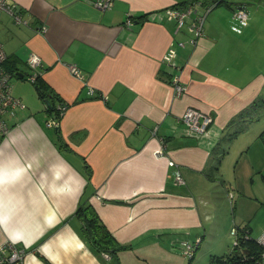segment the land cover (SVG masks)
Segmentation results:
<instances>
[{
	"label": "crops",
	"instance_id": "obj_1",
	"mask_svg": "<svg viewBox=\"0 0 264 264\" xmlns=\"http://www.w3.org/2000/svg\"><path fill=\"white\" fill-rule=\"evenodd\" d=\"M14 1L21 21L0 12L6 61L26 73L34 52L41 64L34 84L13 79L23 106L0 132V245L24 246L22 264H194L199 236L219 238L215 196L203 193L218 180L227 202L236 195L235 224L264 232L262 219L253 221L264 210V0L212 7L198 38L165 13L193 0H112L105 10L94 0ZM241 3L249 19L235 31L232 12ZM171 46L175 66L162 60ZM36 86L52 95V110ZM61 103L59 126L47 125ZM188 106L213 115L206 133L186 132ZM230 187L237 193L227 194ZM86 199L126 248L105 256L91 245L75 215Z\"/></svg>",
	"mask_w": 264,
	"mask_h": 264
},
{
	"label": "built area",
	"instance_id": "obj_2",
	"mask_svg": "<svg viewBox=\"0 0 264 264\" xmlns=\"http://www.w3.org/2000/svg\"><path fill=\"white\" fill-rule=\"evenodd\" d=\"M218 1H212L211 3H204L202 5L201 0H193L184 4H175L173 6L165 8V13L167 18L176 19V28L179 29L183 25L187 24L188 29L194 34L195 37H200L204 31V22L207 13L217 4ZM93 5L101 10L108 9L112 6V0H94ZM202 5L204 10L202 13L198 11V6ZM16 7V3L14 0H0V12L3 10L11 13L16 21H21L20 14L14 9ZM232 19L234 24L232 25V29L235 31H240L242 26H245L248 23V11L246 6L241 3L235 6L232 12ZM126 24H131L132 19L127 16L125 19ZM45 29V25L41 27ZM193 43L196 42V39H191ZM183 44L182 42L180 43ZM176 56V49L174 46H171L167 49L165 54L163 55L162 60L171 65L175 66L174 58ZM7 59V54L2 48L0 42V132L6 133L10 128V124L8 122L9 118L15 116L16 111L19 107H22L20 99L15 97L11 93L12 81L17 75L16 71L20 70H12L6 66L5 62ZM25 62L28 66V71L23 73L27 79L31 81H35L37 79L38 73L33 69L41 64V57L34 52L29 53L26 56ZM71 73L76 76H80V69L75 63H70L68 65ZM173 87L175 89V93L180 94L183 89V82L180 80V76L177 75L173 78ZM94 93V89H89V94ZM59 117L61 118L62 113L66 108V103H61L58 105ZM60 118L56 116H51L47 119L46 124L49 126H59ZM181 120L183 121L186 132L189 134H203L208 130L209 125L213 122V115L210 112L201 111L195 107L188 106L184 110ZM156 154L163 153L162 150L158 149L155 151ZM172 163V161H170ZM178 182H183V178L178 177ZM232 233L234 234V242L233 247H237L239 244L238 241V232H240L238 226H233L231 228ZM244 237H249V234L244 232ZM256 241L260 244L261 249L258 254L252 255L250 259H252L251 264H264V236L257 238ZM184 255L191 256L193 253V245L188 241L184 243ZM105 256H108L107 253H104ZM25 255V247L19 246L16 243L5 242L0 245V264H22L23 258ZM232 264V263H225Z\"/></svg>",
	"mask_w": 264,
	"mask_h": 264
},
{
	"label": "trees",
	"instance_id": "obj_3",
	"mask_svg": "<svg viewBox=\"0 0 264 264\" xmlns=\"http://www.w3.org/2000/svg\"><path fill=\"white\" fill-rule=\"evenodd\" d=\"M215 1V0H211ZM218 1L217 5L221 4V2H225V0H216ZM8 61L5 62L6 66L9 68ZM37 87V91L39 95L44 99V97H52L47 91L42 90L39 86ZM52 101V100H51ZM48 110L53 109V105L47 106ZM57 118L59 117V110L56 109V113L54 114ZM259 138L261 139L262 143H264V129L261 130L259 133ZM86 173L88 177L91 174V169L88 165L85 166ZM75 215H77L82 222L81 230L83 235L89 240L91 245L96 248L97 250L107 253L108 255H114L119 249L126 248L127 245L120 244L116 241L113 237L111 232L106 228L104 223L99 219V215L93 206L90 204L89 200H81L75 210ZM240 232H238V241L239 244L237 247L231 248L228 253L224 255H212L211 261L213 264H225V263H232V264H251L252 259L250 257L260 252L261 246L251 236L250 230L246 227H238ZM244 232L249 234V237H244ZM26 251V249H25Z\"/></svg>",
	"mask_w": 264,
	"mask_h": 264
},
{
	"label": "rangeland",
	"instance_id": "obj_4",
	"mask_svg": "<svg viewBox=\"0 0 264 264\" xmlns=\"http://www.w3.org/2000/svg\"><path fill=\"white\" fill-rule=\"evenodd\" d=\"M222 4H223V2H221L220 5H222ZM10 66H14V65L12 64ZM26 80L29 83H32V84L35 83L34 81H31L27 78H26ZM261 108L262 109L260 110L258 115H261L262 117H264V104L261 105ZM256 109H260V107L258 106V107H256ZM223 164H224V162L221 165H223ZM230 166H231V163H229V165L226 168L224 166V168L226 170L224 168H222L224 175L230 171V169H231ZM221 178H222V176H221ZM224 178L226 179L225 176H224ZM222 183H220L218 180V182L215 183L216 185L213 184L214 186H211V184H210V186L207 188V190H204V192H203V193L208 192V194H210V197L215 196L212 198L213 202L212 203L210 202V204L214 205L212 210L214 213H217L219 216V224L221 226V229L216 230V232L215 231L213 232L214 235L218 236L219 238L218 239L215 238V240L212 241V239L214 237L212 238L210 236L211 234L209 235L208 232L207 233L205 232L203 236L202 235L199 236V240L195 241V244H197L198 247L196 249L197 252H196V255H195L194 261H193L194 264H209L211 254L222 255V254L228 253V251H230L232 248V245L234 242V234L232 233L231 228L233 226H238V225H236L235 224L236 222L234 220H232V216H231L232 204L231 203L236 198V195H235V197L232 198L231 202L230 201L227 202L226 201V196H227L226 195V189H224L225 185H223ZM237 191L235 192L234 187L233 188L230 187V190L227 191V194L228 193L231 195L236 194ZM226 205H228L229 210H227ZM228 212H229V216H228V222L229 223L227 225V224H225V214L227 215ZM259 219H262V223H264V210H262V209L256 211L255 217L253 218V221L254 220L258 221ZM215 224H213V225H215ZM256 225H257V223H256ZM256 225H255L256 228L252 230L253 235L251 234V236H253L255 239H257V238L259 239V237L264 236V232H260V231L258 232V226H256ZM225 236H228V238H226Z\"/></svg>",
	"mask_w": 264,
	"mask_h": 264
},
{
	"label": "water",
	"instance_id": "obj_5",
	"mask_svg": "<svg viewBox=\"0 0 264 264\" xmlns=\"http://www.w3.org/2000/svg\"><path fill=\"white\" fill-rule=\"evenodd\" d=\"M15 74H16L17 76H23V73H22L21 71H16ZM36 89H37V88H36ZM43 100H44V102H45V104H46L47 106H51L52 101H51V98H50L49 96L44 97Z\"/></svg>",
	"mask_w": 264,
	"mask_h": 264
}]
</instances>
